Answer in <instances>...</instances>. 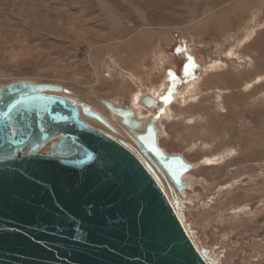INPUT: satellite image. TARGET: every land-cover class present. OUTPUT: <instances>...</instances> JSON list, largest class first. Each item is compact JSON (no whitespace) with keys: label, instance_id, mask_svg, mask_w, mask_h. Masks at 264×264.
I'll list each match as a JSON object with an SVG mask.
<instances>
[{"label":"rangeland","instance_id":"374dc122","mask_svg":"<svg viewBox=\"0 0 264 264\" xmlns=\"http://www.w3.org/2000/svg\"><path fill=\"white\" fill-rule=\"evenodd\" d=\"M177 39L202 69L193 81L198 98L179 104L181 82L172 98L160 94L158 143L195 167L183 195L171 194L157 178L170 203L181 202L176 213L209 264H253L264 255V212L257 210L264 206V190L251 192L264 188V130L263 141H256L259 155L241 158L244 148L252 154L251 137L264 128V0H0V87L27 80L65 87L68 96L95 110L105 101L132 108L141 88L147 93L164 77L172 80L170 68L182 74L184 61L171 54ZM209 61L224 66L202 77ZM230 62L245 69L233 72ZM167 105L185 110V118L165 120ZM102 110L113 131L86 122L132 147L124 127ZM193 128L215 138L202 144L187 133ZM218 155H224L218 166L227 167L216 172V163L208 162ZM227 192L231 204L222 212L217 206ZM242 207L252 223L229 225Z\"/></svg>","mask_w":264,"mask_h":264},{"label":"water","instance_id":"95a60500","mask_svg":"<svg viewBox=\"0 0 264 264\" xmlns=\"http://www.w3.org/2000/svg\"><path fill=\"white\" fill-rule=\"evenodd\" d=\"M67 94L27 80L0 87V264H209L154 173L183 195L193 169L159 147V115L142 122L105 101L132 148L90 127L113 131Z\"/></svg>","mask_w":264,"mask_h":264},{"label":"bare ground","instance_id":"6f19581e","mask_svg":"<svg viewBox=\"0 0 264 264\" xmlns=\"http://www.w3.org/2000/svg\"><path fill=\"white\" fill-rule=\"evenodd\" d=\"M135 10V9H134ZM147 13V12H146ZM153 13V12H152ZM135 20H136V18H135ZM144 26V25H143ZM148 26V25H147ZM140 28V27H139ZM135 29V28H134ZM129 41V40H128ZM223 64L221 63V62H219V61H213V62H208L206 65H204V67H205V69H206V71H205V69L203 70V72H202V77L203 76H207V74L208 73H211V72H216V71H220L219 69H221V68H223ZM229 69L231 70V71H233V72H240V71H242L243 69H245V65H243V64H241V63H236V62H230L229 63ZM202 70V69H201ZM207 73V74H206ZM260 79V78H259ZM200 81V80H199ZM199 81H197L196 83H199ZM202 81V80H201ZM164 82H166V79H165V77L163 78V81H162V83L161 84H159L158 86H157V89H153V90H151L150 92H147V93H145V90H142V88L139 90V94L137 93V96H134V99H133V106H134V108H133V106H132V109L134 110V118L135 119H140L142 122H145L147 119H148V117L149 116H151L154 112H155V110H148L147 108H145V110H144V108L143 107H141V105H139V102H140V99H143L144 97H151V98H153L154 100H156L157 101V99H158V96H160V94L163 92V90H164V87H165V85H164ZM194 83L195 82H193L189 87H185L184 89L185 90H183L182 92H181V94H180V96H179V98H180V100H179V104H184V103H186V102H189V101H191V102H194V101H196L197 100V96L198 95H196V97H195V93H194V90H193V86H194ZM187 86V85H186ZM205 86H203V88H204ZM63 88V87H62ZM65 91H67V88H63ZM204 90H208V88H204ZM185 91V92H184ZM183 93V94H182ZM161 96H162V94H161ZM161 98V97H160ZM160 100V99H159ZM104 103L105 102H102V104H101V106L100 107H97L98 108V112H100L101 113V109H103L102 111H104L105 112V114H107V112H106V110H105V107H104ZM109 103H111V102H109ZM111 104H113V103H111ZM142 104V103H141ZM157 104H158V101H157ZM93 105V104H92ZM114 106H116V107H119L118 105H116V104H113ZM131 105V104H130ZM95 106V105H94ZM157 106H159V104L157 105ZM96 108V109H97ZM119 108H122V107H119ZM158 108V107H157ZM95 109V108H94ZM100 110V111H99ZM166 114L164 115V117H165V120H167V119H169L170 117H171V115L172 116H174L175 118H179V119H184L185 117H184V115H185V110H183V109H181V108H178L177 110H175L174 111V108L173 109H171V106H169V107H167L166 108ZM160 112V111H159ZM158 113V112H157ZM102 114V113H101ZM144 114V115H143ZM174 114V115H173ZM104 115V114H103ZM138 115V116H137ZM105 116V115H104ZM113 117V119L114 118H116V117H114V116H112ZM107 118V117H106ZM112 119V120H113ZM117 120H118V122H119V124H120V121H119V118H116ZM109 120V119H108ZM161 120H164V119H161ZM160 121V120H159ZM92 122L93 123H95V124H99L100 125V123H98V122H96L95 120H92ZM110 122V124H111V126L113 127V123H111V121H109ZM167 122V121H166ZM115 123V122H114ZM88 124V123H87ZM144 124V123H143ZM158 124V123H157ZM160 124V123H159ZM223 124H225V123H223ZM227 124V123H226ZM90 127H91V125L90 124H88ZM161 125V124H160ZM120 126V125H119ZM157 127H158V125H157ZM223 127H225V125H223ZM124 129V131H126L127 132V130L125 129V128H123ZM264 130V128L262 127V126H260L259 128H258V133H256V135H254V137H251L252 138V142L251 143H253V146H251V145H249L250 147H253V149L252 150H250V152H252V154L251 153H248L249 151H248V149H246V148H244V150H245V152H247L246 154H244L242 157L243 158H241V160L243 161H248L250 158L252 159V158H254L255 156H258L259 155V152L258 151H256L255 153H254V151H255V147L256 146H258L259 144L256 142V141H263V139H262V136H263V133H262V131ZM126 132H124V133H126ZM162 132V131H161ZM227 132H229V129H227ZM128 133V132H127ZM126 133V134H127ZM187 133L189 134V136H191L192 138H196L197 140H200V141H202V144H206L207 143V140H209L210 138H215L213 135H211L210 133H203L202 131H200V130H196V129H192V130H189V129H187ZM128 135V134H127ZM126 135V136H127ZM163 135V134H162ZM161 135V136H162ZM160 136V134H159V137H161ZM158 137V138H159ZM164 138V137H163ZM116 139V138H115ZM117 140V139H116ZM159 140V139H158ZM119 141V140H118ZM120 142H122V143H124L123 141H122V138H120ZM125 144V143H124ZM131 147V146H130ZM160 147V146H159ZM247 147V146H246ZM132 148H134V146H132ZM224 157V155H218V156H216V157H218V158H223ZM251 156V157H250ZM215 157V158H216ZM258 158V157H257ZM220 159H214V160H209V162L208 163H211V162H213V163H216L215 165H213L216 169V172H218V171H223L227 166H225V165H227V163H224V168H222V167H219L218 165H220L221 164V162H222V159L220 160ZM220 160V163H218V161ZM187 162V161H186ZM230 162V161H229ZM189 163V162H188ZM204 163H206V162H204ZM190 164V163H189ZM212 165V164H211ZM218 166V167H217ZM241 166V165H240ZM240 166H239V168H240ZM250 166V165H249ZM248 166V167H249ZM194 167L195 166H193V169H194ZM199 168V167H198ZM192 169V170H193ZM254 169V168H253ZM249 170H251V169H249ZM251 172H253V170H251ZM250 172V173H251ZM156 173V172H155ZM189 173V172H188ZM186 174L184 177H183V179H184V181L186 182V184H187V177H189L188 175L189 174ZM246 173V172H245ZM191 175V174H190ZM156 176L163 182V184L164 185H166L165 184V182H164V180L161 178V176L158 174V173H156ZM244 176V175H243ZM252 177V176H251ZM215 178H213V180H214ZM189 181H191L190 179H189ZM215 181V180H214ZM253 181V180H252ZM240 182V181H239ZM190 183V182H189ZM264 183V182H263ZM202 184V183H201ZM236 184V183H235ZM239 184V183H238ZM252 184V183H251ZM189 185V184H188ZM260 186V185H259ZM264 187V185H261L260 187ZM220 187V186H219ZM236 188V187H235ZM221 189V188H220ZM229 189V188H228ZM252 189H253V187H252ZM244 190V189H243ZM251 190V189H250ZM250 190H246V192L247 191H250ZM263 190H264V188H256L255 187V189L253 190V191H251L252 193L255 191V192H263ZM223 191V190H222ZM238 191V190H237ZM242 191V190H241ZM250 192V193H251ZM175 193H177V192H175ZM183 193H185V192H183ZM238 193V192H237ZM242 192H240V194H241ZM259 193V194H260ZM223 194V193H222ZM228 194H230L229 192H227V193H224V197L222 198L221 197V199H220V201H219V203H221V202H223V203H221L219 206H217L218 208H219V210L220 211H222L223 212V209H226V206H228V205H230L231 204V202H228L227 203V197H226V195H228ZM258 194V195H259ZM186 195V194H185ZM184 195V196H185ZM221 195V194H220ZM242 195V194H241ZM255 195H257V194H255ZM264 195V194H263ZM183 196V197H184ZM186 196H188V195H186ZM243 196H244V194H243ZM246 196V195H245ZM244 196V197H245ZM253 196V195H252ZM190 197V196H189ZM247 197V196H246ZM246 197H245V199H246ZM254 197H256V196H254ZM264 197V196H263ZM262 197V198H263ZM193 198V197H192ZM251 199V197H247V199ZM258 198V197H257ZM191 199V198H190ZM256 199V198H255ZM259 199V198H258ZM192 200V199H191ZM194 200V199H193ZM263 200H264V198H263ZM229 201V200H228ZM262 201V200H261ZM247 202V201H246ZM251 203V202H250ZM245 204V203H244ZM253 204V203H252ZM259 204H261V202L259 203ZM225 205V206H224ZM201 206V205H200ZM230 207V206H229ZM260 207V206H259ZM243 208V207H242ZM248 208V207H247ZM217 209V208H216ZM213 210H215V209H213ZM228 210V209H227ZM243 210H245V208H243L242 210H241V208H240V212L236 215V217H233L231 220H233V222L231 223H229V221H228V224L230 225V224H232V225H237V226H241V224H243V221L246 219V217L248 218V220L249 219H252L250 216H249V214L248 213H245ZM258 210V213L259 212H264V206H262V207H260V209L258 208L257 209ZM216 211V210H215ZM246 211V210H245ZM249 211V210H248ZM247 212V211H246ZM217 213H219L218 211H217ZM255 213H256V211H255ZM260 214V213H259ZM250 218H249V217ZM264 216V215H263ZM204 217V216H203ZM206 218V217H205ZM208 218V217H207ZM229 219V218H228ZM248 220H245V221H248ZM256 220V219H255ZM245 221H244V223H245ZM252 221V220H251ZM258 221V220H257ZM263 221V220H262ZM201 222V221H200ZM249 223H252V222H250V221H248ZM248 223V224H249ZM247 224V225H248ZM224 227V226H223ZM243 227V226H242ZM246 227H248V226H246ZM241 228V227H240ZM242 229H244V227L242 228ZM247 236V235H246ZM222 237V236H221ZM255 237V236H254ZM253 247H255V246H253ZM251 248V247H250ZM256 248V247H255ZM258 248H259V246H258ZM244 249V248H243ZM246 249V248H245ZM255 250H257V249H255ZM259 250V249H258ZM260 252H262V250L260 251ZM245 253V252H244ZM263 253V252H262ZM248 255V254H247ZM264 256V255H263ZM262 256V258H260V259H255L256 261L254 262L253 261V264H264V257ZM234 257V256H233ZM250 257V256H249ZM236 258V257H235ZM227 263V262H226ZM228 264V263H227Z\"/></svg>","mask_w":264,"mask_h":264},{"label":"crops","instance_id":"0c3cea01","mask_svg":"<svg viewBox=\"0 0 264 264\" xmlns=\"http://www.w3.org/2000/svg\"><path fill=\"white\" fill-rule=\"evenodd\" d=\"M182 42L183 41H181L180 39H177L176 44L174 46L177 49L176 50L173 49L171 54L174 55V57L176 56V59H181L184 61V64H185L184 68L180 67V69L183 70V72H182V74L180 72H178V67L177 68L172 67L169 69V71H171V74H172V77H171L172 80L166 81V83L168 82L167 86H165L166 88H164L163 92L161 93L165 97L170 96V98H172L173 93L176 90H178L179 86L177 87V85L180 82L182 84L180 87L183 86V89H184L185 85H187L188 83L193 82L195 80V78L199 75L198 73L200 72V69H201V68H199V66L197 64H195L196 57H194V55L190 53L191 52L190 50H187V51L185 50V46H183ZM177 55H179V56H177ZM186 67H189L188 70L186 69ZM183 89H182V91H183ZM159 97L160 96H158V99H157L158 104H159ZM141 100L142 99H140L139 105H141V107H143L145 110V107L141 104L142 103ZM171 105H167L166 107H169Z\"/></svg>","mask_w":264,"mask_h":264},{"label":"flooded vegetation","instance_id":"af4514ba","mask_svg":"<svg viewBox=\"0 0 264 264\" xmlns=\"http://www.w3.org/2000/svg\"><path fill=\"white\" fill-rule=\"evenodd\" d=\"M109 114V113H108ZM104 130H106V129H104Z\"/></svg>","mask_w":264,"mask_h":264}]
</instances>
